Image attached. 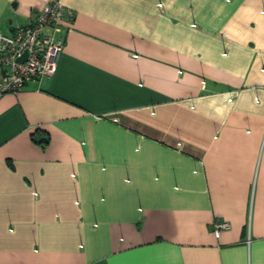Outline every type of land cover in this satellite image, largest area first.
Segmentation results:
<instances>
[{
  "label": "crops",
  "instance_id": "1",
  "mask_svg": "<svg viewBox=\"0 0 264 264\" xmlns=\"http://www.w3.org/2000/svg\"><path fill=\"white\" fill-rule=\"evenodd\" d=\"M59 1L53 75L0 96V264H264V0Z\"/></svg>",
  "mask_w": 264,
  "mask_h": 264
},
{
  "label": "built area",
  "instance_id": "2",
  "mask_svg": "<svg viewBox=\"0 0 264 264\" xmlns=\"http://www.w3.org/2000/svg\"><path fill=\"white\" fill-rule=\"evenodd\" d=\"M71 18L59 0H51L28 23L0 31V96L53 75L64 44L63 23ZM227 226L216 224L215 235Z\"/></svg>",
  "mask_w": 264,
  "mask_h": 264
}]
</instances>
